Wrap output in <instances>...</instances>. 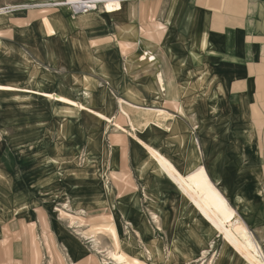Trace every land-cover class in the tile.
Listing matches in <instances>:
<instances>
[{"label": "rangeland", "instance_id": "rangeland-1", "mask_svg": "<svg viewBox=\"0 0 264 264\" xmlns=\"http://www.w3.org/2000/svg\"><path fill=\"white\" fill-rule=\"evenodd\" d=\"M48 2H61V5L44 6L43 3L24 6L16 9L14 14L26 11L29 15L12 21V24L15 23L13 26L20 30L17 42L12 43L29 51L21 53L28 56V62L19 64V74L23 80H26L27 75L32 76L33 89L29 88L32 86L23 88L26 84L14 87L10 81L15 79V71L7 66L0 67V82L7 83L0 84V91H13L22 87L29 92H0V264H74L70 254L80 259L76 264H115L108 255L111 250L124 252L126 264H221L224 252H230L229 246L212 227L208 229L211 243L209 250L195 260L173 262V253L178 247L173 240L166 245L165 231L158 235L160 231L152 220L155 227L151 235L157 236L155 239L159 244L162 242L161 247L164 252L167 251V259L155 241L151 244L139 238L144 245L140 249L136 243V237H141L140 232L135 229L136 236L128 228V221L121 223L117 205L105 196L107 187L113 191L115 199L128 188L134 187L133 183H129L133 181L127 158L128 144L134 138L129 134L130 124L121 102L163 109L156 106L157 99L145 104L142 98L135 96L133 102L110 88L109 82L106 85L108 75L101 66L105 62L111 67L109 73L120 77L116 86L123 81L124 76L119 71V63L126 77H132L137 71L136 63L141 55L134 45L138 35L142 32L147 39L155 43L158 41L154 25L159 19L155 7L161 1L133 4L134 18L125 21L109 19L106 6L89 12H73V0ZM120 6L114 5L112 11L118 10ZM2 9L5 11L1 13L11 12L10 7ZM9 35L10 29L2 33L5 37ZM147 53L145 50L141 59L148 56L146 59L153 60L154 55L149 56ZM158 54L157 59L164 60V55ZM184 55L177 54L178 59L184 58L183 65L186 61ZM155 66L158 67V64L137 72L135 76L154 75L158 71ZM159 74L164 84V77L169 79V74L163 71V77L162 72H159L155 76L156 82ZM181 75H186L184 68ZM158 86L162 92L165 91V84L164 90ZM241 88L235 86L232 90L239 91ZM166 89L167 94L171 93V86L167 85ZM42 92L53 93L69 101L63 102L50 95L41 96ZM110 92L118 106L115 104L108 115L101 103H112L106 98L102 102L100 99L103 94ZM166 100L164 107L172 109L174 105L170 97H166ZM88 108L110 116L111 122L97 117ZM212 109L215 111L212 110L214 114L210 122L217 129H225L217 130V135L222 134V140L228 147L235 142L257 141L250 137L252 133L244 130L246 125L242 126L240 102L233 93L227 94ZM120 113L127 119L129 126ZM218 113L221 115L218 116ZM255 119L257 127H260L264 118L258 116ZM116 124L121 129H115ZM145 128L134 130L130 126L131 133L137 135ZM192 134L198 151L197 147L201 144L195 130ZM258 136V149L254 147L241 151L244 156L254 158L252 165L244 164L243 170H240L243 172V187L253 188L244 192L253 202V208L260 209L259 214L254 215L258 219L248 225L228 200L234 214L233 222L229 225L241 231V236L242 230L249 233L248 243L256 248L264 262V132L261 131ZM111 147L121 152V162L125 158L120 170L114 175L111 173L108 152ZM154 148L161 151L159 147ZM227 150V169L233 171V168H240V165H234L236 159H231L234 155L239 157L240 150L235 147ZM163 153L171 158L169 154ZM256 158L263 162L254 164ZM114 166L116 164L112 161ZM200 167L210 176L203 165L194 171ZM257 187L259 192L257 190L254 193ZM122 199L120 197L117 202L121 203ZM113 204L117 216L110 215V205ZM155 215L158 214L153 213L154 219L157 218ZM23 222L26 224L23 225ZM122 224L127 226L126 236L120 233ZM3 226L9 229L8 233L3 234ZM62 231L66 236V244L62 239ZM234 254L240 264H247Z\"/></svg>", "mask_w": 264, "mask_h": 264}, {"label": "crops", "instance_id": "crops-1", "mask_svg": "<svg viewBox=\"0 0 264 264\" xmlns=\"http://www.w3.org/2000/svg\"><path fill=\"white\" fill-rule=\"evenodd\" d=\"M48 1L50 0H0V8H11V12L0 13V67L7 66L15 71V79L10 81L14 87L17 84H26L23 88L32 86L29 88L33 89L34 86L32 76L27 75L26 80H23L19 74V64L28 62L26 60L28 56L21 53L26 52L28 48L12 43L17 42L16 38L20 36V30L13 26L15 23L12 24V21H18L29 13L26 11L14 13L16 9L24 8V6L43 4ZM146 1L149 0L121 3L122 6L118 11H114L113 14L107 13L109 19L130 20L134 18L133 4ZM160 1L155 7L159 21L154 25L158 41L155 43L147 39L144 34H141L142 32L138 35L134 43L135 49L141 54L139 59L137 57V71L131 78L126 77L119 63V71L124 76L123 81L117 86V80L120 77L109 73L108 70L111 67L103 62L101 69L109 79L106 85L109 82L110 88L131 101L135 100V96L142 98L145 104H151L149 101L157 99L156 106L161 107L163 112L146 111L139 114L140 120H149V125L139 131L138 136L145 143L159 147L162 153L169 154L183 174H188L199 165H203L206 171L210 172L209 175L215 185L225 194L246 223L253 224V220L258 219L254 215L259 214L260 209L253 208V202L244 192L253 188L243 187V172L240 170H243L244 164L252 165L254 159L244 156L241 151L254 147L258 149V135L261 131L264 132V119L260 127H257L256 119L254 120L258 116L264 118V0ZM147 15H150V10L147 11ZM167 26H169L168 31ZM8 29H10V35L2 36V33ZM145 50L149 56L154 55L153 60L146 59L148 56L141 59ZM27 52L29 53L28 50ZM159 52L164 55V60L157 59ZM178 53L185 54L184 65L182 64L184 58L178 59ZM40 62L38 63L41 64ZM157 64L158 67H155L158 71L154 75L135 76L137 72ZM183 68L186 75L182 76ZM163 71L169 74V79L164 77ZM159 72H162L164 77L165 91L163 92L158 86L160 85L158 77L157 82L155 78ZM0 84L7 83L0 82ZM167 85L171 86L169 94L166 93ZM235 86H242V88L239 91H233ZM23 88L0 92L19 90L28 92ZM110 88L107 86V89L110 90ZM231 93L240 102L242 126L246 125L244 130L252 133L250 137L257 141L235 142L228 147L222 140V134L217 135V130L225 129H217L211 124L210 117L214 114L212 110L215 111L212 106H218L219 101L221 103L224 97ZM166 97H170L174 105L170 110L164 107L168 101ZM103 98L112 104H104ZM100 101L106 111L101 110L107 114L117 104L111 92L103 94ZM217 110L220 111L221 108L218 107ZM219 115L221 113H218ZM124 119L129 126L127 119ZM195 123L197 125L194 127ZM129 130L131 135L130 126ZM193 130L201 144L197 147L198 151L194 143ZM130 142L127 147V158L133 182L129 183L130 185L133 183L134 187L128 188L117 199L113 197V191H110L108 187L105 194L107 199H112L117 205L119 217H122L121 223L128 221L130 223L128 228L134 235H136L135 229L140 232L141 237H136V243L140 249L144 245L139 238L151 244L155 241L156 245L162 249V242L160 245L155 239L157 236L151 235V230L156 226L155 228L160 231L158 235L165 231L166 245L173 240L178 247V250L173 253L175 255L173 262L195 260L200 257V254H205L211 244L208 231L211 227L203 224L198 212L179 194L176 186L158 173L155 163L150 160L142 144L135 140ZM234 147L240 150L238 153L240 156L234 155L231 159H236L237 163L234 165L241 167L229 171L227 149ZM108 152H110L111 169L113 170V161L116 164L115 172L119 171L125 158L121 162V152L114 147H111ZM261 161L262 159L259 162L256 158L254 164ZM130 189L133 190L129 192ZM257 190L259 192V187L253 190L254 193ZM120 197L123 199L121 203H118L117 200ZM256 199L259 201L258 195ZM164 200L166 202H163ZM156 206L162 208L163 214L155 215L157 218L154 219L153 213L156 212ZM151 220L155 226L152 225ZM201 226H204V231L199 229ZM119 228L120 233L126 236L128 232L126 224L124 226L122 224ZM163 254L167 259V251H163ZM226 255L227 253L224 252L221 264H240L233 252L229 258H226Z\"/></svg>", "mask_w": 264, "mask_h": 264}, {"label": "bare ground", "instance_id": "bare-ground-1", "mask_svg": "<svg viewBox=\"0 0 264 264\" xmlns=\"http://www.w3.org/2000/svg\"><path fill=\"white\" fill-rule=\"evenodd\" d=\"M73 1H79V0H73ZM105 6L108 9L107 11H109L107 12L108 14H113V12L116 11V10L112 11L113 5L106 4ZM116 6H119V4H116ZM4 11L5 10L0 8V13ZM158 80L162 90H164L163 78L161 74L158 75ZM40 95L41 96L50 95L51 98L55 97L56 99L63 102L69 101V100L66 101V99L63 98L62 96L53 93L46 94L42 92ZM120 105L129 120V124L131 128H133L134 130L140 129L142 127H147L149 125V120H140V118L138 117L139 114L144 113L146 111H154L158 113L163 112V110L157 108L139 107L135 104H131L128 101H122ZM88 110L97 117L103 119L104 121L111 122L110 116H107L105 113L93 110L91 108H88ZM114 128L121 129V127L117 124L114 126ZM131 135L134 138V140L142 144V146L145 148L147 154L155 163L158 173L161 176H165L166 178H168L176 186L179 194L191 204V207L195 211L198 212L200 219L203 221V224L204 225L207 224L210 227L214 228L220 234V236L226 241L230 251L227 252L226 255L227 258H229L231 252H233L239 255L240 258L243 261H245L247 264H264L261 257L258 256L256 248H254L252 245L248 243L247 236L249 235V233L247 231L242 230L243 236H241V231H236L234 230L233 225H229V223L233 222L234 214L229 206L228 198L225 196V194H223L220 191L218 186H216L215 183L211 181L210 179L211 176H208L202 167L188 174H183L170 157H168L166 154H163L159 149H156L152 147L150 144L145 143L136 133H131ZM114 167L113 170H111L112 171L111 173L113 175L115 174ZM163 202H166V200H164ZM110 206H111L110 215L117 216V213L114 209L115 205L113 204ZM156 213L163 214L162 208L160 206H156ZM24 224L26 223L23 222V225ZM203 228L204 226L203 227L201 226L199 229L202 231ZM8 230L9 229H5V227L3 226V234L8 233ZM23 231H25L24 228ZM205 231L207 232L206 229ZM65 237L66 236L63 235V231H62V239L64 242H65ZM88 238L89 237H87V239ZM93 243L97 244L96 240H93ZM123 253L111 250L109 251L108 255L112 259L113 263L126 264L125 261L127 257L125 258ZM70 257H71L70 258L71 262L74 264H76L78 260H80L76 257V255L70 254Z\"/></svg>", "mask_w": 264, "mask_h": 264}, {"label": "built area", "instance_id": "built-area-1", "mask_svg": "<svg viewBox=\"0 0 264 264\" xmlns=\"http://www.w3.org/2000/svg\"><path fill=\"white\" fill-rule=\"evenodd\" d=\"M129 1H134V0H79V1H74L71 3L74 6L73 12H89L92 10L97 9L100 6H103L105 8L106 4L110 5H116V4H121L124 2H129ZM63 4V2H62ZM44 6H58L61 5V2H47L43 4Z\"/></svg>", "mask_w": 264, "mask_h": 264}]
</instances>
